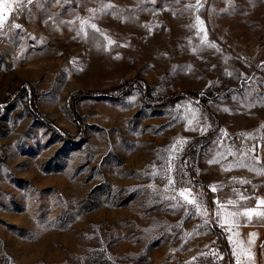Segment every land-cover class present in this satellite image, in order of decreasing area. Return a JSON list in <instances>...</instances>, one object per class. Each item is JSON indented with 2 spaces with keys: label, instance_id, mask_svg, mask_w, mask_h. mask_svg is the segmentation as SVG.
I'll list each match as a JSON object with an SVG mask.
<instances>
[{
  "label": "rangeland",
  "instance_id": "374dc122",
  "mask_svg": "<svg viewBox=\"0 0 264 264\" xmlns=\"http://www.w3.org/2000/svg\"><path fill=\"white\" fill-rule=\"evenodd\" d=\"M7 2L0 264H264V0Z\"/></svg>",
  "mask_w": 264,
  "mask_h": 264
},
{
  "label": "snow or ice",
  "instance_id": "6c2138e0",
  "mask_svg": "<svg viewBox=\"0 0 264 264\" xmlns=\"http://www.w3.org/2000/svg\"><path fill=\"white\" fill-rule=\"evenodd\" d=\"M28 2L31 3V0H28ZM20 6L21 5L19 3L16 4L17 8H19ZM9 8H10V5L8 4L7 0H0V12H3V10L9 9ZM6 19H7L6 14L0 15V28H3ZM15 27L18 28L19 25H15ZM92 27L95 28V25H92ZM203 30H204L203 27H201V31H203ZM205 39H206V37H205ZM109 43H111V41H109ZM208 47H215V45L209 44ZM182 142L183 141H180V143H182ZM212 162H216V161H212ZM153 174L155 175V173H153ZM212 190L215 191L216 190L215 187H213ZM179 196L183 197L184 201L187 202L188 204L194 203L195 198L194 197L190 198L191 192L188 189H183V190L179 191ZM172 199H176V197L173 196ZM217 203H219V202H217ZM234 203H235L234 201H229V204H234ZM259 203H260V205H264V200H260ZM199 207L200 206L197 204L196 208L198 211H199ZM221 207H224V206H221ZM201 214H203V213H201ZM238 214L239 213H237V212H232L229 215L232 217H235ZM243 214L249 218H251V216H253L254 214L255 215H264V213H254L251 210H246ZM217 215H219V213H217Z\"/></svg>",
  "mask_w": 264,
  "mask_h": 264
}]
</instances>
